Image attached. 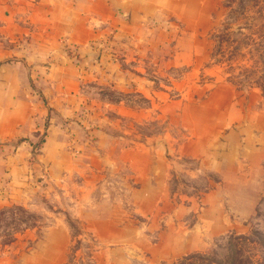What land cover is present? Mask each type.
Segmentation results:
<instances>
[{
	"label": "rangeland",
	"instance_id": "374dc122",
	"mask_svg": "<svg viewBox=\"0 0 264 264\" xmlns=\"http://www.w3.org/2000/svg\"><path fill=\"white\" fill-rule=\"evenodd\" d=\"M184 1L144 19L156 48L100 54L133 75L86 86L66 157L48 121L19 142L24 202L0 142V264H264V0Z\"/></svg>",
	"mask_w": 264,
	"mask_h": 264
},
{
	"label": "crops",
	"instance_id": "0c3cea01",
	"mask_svg": "<svg viewBox=\"0 0 264 264\" xmlns=\"http://www.w3.org/2000/svg\"><path fill=\"white\" fill-rule=\"evenodd\" d=\"M167 2L0 0V142L12 146L7 160L14 165L9 185L12 202H24L21 200L30 188L22 182L27 178L25 165L30 147L20 146L19 142L38 140L48 121V152L66 157V140L69 134L78 132L75 119L86 103V86L117 83L122 89L133 75L110 56L100 54H124L129 58L127 54H143V50L156 48L157 32L144 19L158 16L165 10L160 6L167 8ZM70 48L82 57L81 66L69 57ZM98 56L100 63L95 62ZM6 60L10 62L1 64ZM94 133L100 140L105 138L102 131ZM48 159L57 160L51 155ZM60 161L51 165L62 169ZM2 194L0 183V207L8 201Z\"/></svg>",
	"mask_w": 264,
	"mask_h": 264
},
{
	"label": "built area",
	"instance_id": "2783aa9c",
	"mask_svg": "<svg viewBox=\"0 0 264 264\" xmlns=\"http://www.w3.org/2000/svg\"><path fill=\"white\" fill-rule=\"evenodd\" d=\"M75 50H76V49H74V48H70V52H71L72 54H75Z\"/></svg>",
	"mask_w": 264,
	"mask_h": 264
}]
</instances>
